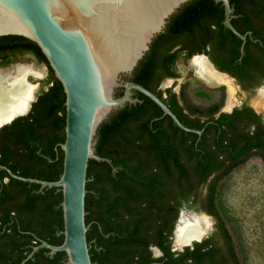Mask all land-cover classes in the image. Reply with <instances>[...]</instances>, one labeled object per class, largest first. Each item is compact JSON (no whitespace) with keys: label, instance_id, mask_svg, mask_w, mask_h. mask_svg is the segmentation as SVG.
Returning <instances> with one entry per match:
<instances>
[{"label":"trees","instance_id":"16d2710c","mask_svg":"<svg viewBox=\"0 0 264 264\" xmlns=\"http://www.w3.org/2000/svg\"><path fill=\"white\" fill-rule=\"evenodd\" d=\"M233 26L243 41L224 24L225 12L216 0L185 4L158 35L150 51L127 81L156 94L181 123L202 135L180 129L149 98L136 92L141 103L114 112L97 134L96 154L109 162H89L87 174V240L93 264H242L241 255L219 204L220 184L250 159L264 164V123L251 107L221 113L224 88L212 90L219 100L210 105L191 101L187 85L180 94L161 89L177 78L172 65L179 54L210 58L215 67L235 78L245 89L264 83V0H230ZM185 48L172 52L181 41ZM8 66L30 55L49 68L44 90L31 112L0 130V264H22L43 240L59 246L64 241L63 196L57 188L12 178L56 182L64 168L66 95L62 84L32 41L0 38V56ZM123 90L117 91V97ZM181 99L185 107L179 105ZM187 111L185 113L184 111ZM206 190V194L203 190ZM184 207L215 220V232L194 248L172 250V236ZM157 247L162 256L154 257ZM25 264H67L66 253L37 252Z\"/></svg>","mask_w":264,"mask_h":264},{"label":"water","instance_id":"95a60500","mask_svg":"<svg viewBox=\"0 0 264 264\" xmlns=\"http://www.w3.org/2000/svg\"><path fill=\"white\" fill-rule=\"evenodd\" d=\"M191 1L0 0V38L19 36L35 43L46 57L66 95V138L61 145L64 168L60 179L56 182L28 179L3 167L12 178L39 184L41 189L57 188L63 196V243L55 246L40 240V245L34 247L22 264L42 249L49 250L51 255L66 253L67 264H93L87 240L89 226L86 224L89 162H109L96 154L98 131L114 112L127 104L141 103L134 97L136 92L154 102L183 131L202 135L203 131L184 126L156 94L124 79L132 76L150 51L154 39L165 33L170 18ZM216 2L224 7L225 26L243 41V51L251 33L242 35L233 26L232 19L235 16L230 0ZM196 56L204 57L215 72L236 82L229 74L219 71L207 56ZM174 80L168 79L167 84ZM119 89L123 90V94L117 97ZM227 98L226 89V104L219 115L232 113L235 108L242 107L234 105L228 108ZM37 99L35 95L26 113L2 123L0 130L16 118L26 116ZM251 108L264 122V112L260 113L254 106ZM185 213L199 215L185 208L181 210L172 236L173 250L176 252L194 248L196 243H202L215 232L214 224L209 233L190 239L189 243L178 247L175 244L176 233ZM152 251L154 257L162 256L157 247H153Z\"/></svg>","mask_w":264,"mask_h":264},{"label":"rangeland","instance_id":"374dc122","mask_svg":"<svg viewBox=\"0 0 264 264\" xmlns=\"http://www.w3.org/2000/svg\"><path fill=\"white\" fill-rule=\"evenodd\" d=\"M193 59H187L183 54H179L172 65L178 77L174 78L171 84H167L168 80L164 81L162 88H170L178 93L183 85H187V93L192 102L203 106L217 102L219 96L212 90L219 88H211L194 76L190 70V63ZM19 65L32 66L41 74L42 77L37 75L27 77V81L37 87L35 95L47 89L45 81L49 68L45 64L38 63L32 56L20 58L10 66L1 67L0 70ZM234 85L237 90L235 107L254 106L260 113L264 112L262 103L260 102L261 106L258 103L259 91L263 89L264 83L255 89H245L238 82ZM224 88L223 107L226 104V87ZM203 193L206 194L205 189ZM218 204L232 231L242 264H264V164L259 158L250 159L221 182ZM184 208L188 212L195 211L198 214L207 215L195 209ZM211 219L214 226L215 220Z\"/></svg>","mask_w":264,"mask_h":264},{"label":"bare ground","instance_id":"6f19581e","mask_svg":"<svg viewBox=\"0 0 264 264\" xmlns=\"http://www.w3.org/2000/svg\"><path fill=\"white\" fill-rule=\"evenodd\" d=\"M194 58L190 63V70L194 76L209 87L225 86L228 94L227 107L234 106L237 91L234 83L215 72L204 57ZM29 75L41 76L32 66L19 65L0 70V125L17 115L26 113L30 108L37 87L27 81ZM258 101L264 107V88L260 90ZM212 228L213 223L210 217L201 214L189 216L183 214L177 229L175 244L181 247L189 243L190 239L209 233Z\"/></svg>","mask_w":264,"mask_h":264},{"label":"flooded vegetation","instance_id":"af4514ba","mask_svg":"<svg viewBox=\"0 0 264 264\" xmlns=\"http://www.w3.org/2000/svg\"><path fill=\"white\" fill-rule=\"evenodd\" d=\"M190 43L188 42V41H186V40H184V41H181V42H179L178 44H176L174 47H173V49H172V52H175V51H178L179 49H181V48H185L186 50H185V52H189V53H193L194 52V47H192V46H190L189 45ZM195 55H204V54H198V53H194V55L190 58V59H192ZM27 56H30V55H26V56H24V57H27ZM206 56V55H205ZM13 57H14V54L13 53H11V52H5V53H3V55L2 56H0V63L3 61V59L2 58H4L5 60H9V61H11V60H13ZM31 57V56H30ZM208 57V56H207ZM23 58V57H22ZM209 58V57H208ZM195 59V58H194ZM210 59V58H209ZM212 62V61H211ZM14 63V62H13ZM13 63H11V64H13ZM10 64V65H11ZM10 65H8V66H10ZM1 67H7V66H1L0 65V68ZM48 75H49V70H48ZM47 78H48V76H47ZM127 78H129V77H125L124 79L127 81ZM173 79V78H172ZM47 80V79H46ZM168 80V79H167ZM236 82H238L237 80H236ZM163 84V83H162ZM162 84H161V86H160V88L161 89H163L162 88ZM225 87V86H224ZM223 87V88H224ZM48 88V87H47ZM221 88V87H220ZM181 89H182V87H181ZM181 89H180V91L177 93V92H175L176 94H180V92H181ZM227 89V88H226ZM44 90H47V89H44ZM43 90V91H44ZM224 90H225V88H224ZM42 91V92H43ZM42 92L41 93H39L37 96H38V98L40 97V95L42 94ZM38 100V99H37ZM179 100V105L181 106V107H185V104H184V102L181 100V99H178ZM37 102V101H36ZM36 102H34V103H36ZM34 103H33V105H34ZM243 107V106H242ZM32 108H33V106H32ZM32 108H31V110H32ZM31 110H30V112H31ZM29 112V113H30ZM185 113H187V111L185 110L184 111ZM28 113V114H29ZM27 114V115H28ZM26 115V116H27ZM22 117H24V116H22ZM262 118V117H261ZM17 119V118H16ZM15 119V120H16ZM263 120V119H262ZM264 123V122H263ZM9 125V124H8ZM172 250H173V243H172ZM174 251V250H173ZM153 252V251H152ZM176 252V251H175ZM153 256H154V253H153Z\"/></svg>","mask_w":264,"mask_h":264}]
</instances>
